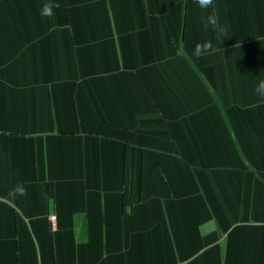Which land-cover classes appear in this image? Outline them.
I'll return each instance as SVG.
<instances>
[{
  "label": "crops",
  "instance_id": "obj_1",
  "mask_svg": "<svg viewBox=\"0 0 264 264\" xmlns=\"http://www.w3.org/2000/svg\"><path fill=\"white\" fill-rule=\"evenodd\" d=\"M44 3L0 0V264H264V0L222 42L194 0Z\"/></svg>",
  "mask_w": 264,
  "mask_h": 264
},
{
  "label": "clouds",
  "instance_id": "obj_2",
  "mask_svg": "<svg viewBox=\"0 0 264 264\" xmlns=\"http://www.w3.org/2000/svg\"><path fill=\"white\" fill-rule=\"evenodd\" d=\"M194 3L206 12V14H203L200 17V23L203 30L211 31L215 34V39L222 42L228 36L229 28L227 24L220 21V17L216 12V0H194ZM60 6L59 0H45V3L40 9V15L42 17H52L55 15V9ZM208 9H211V11H207ZM216 50L217 49L214 47L212 40H205L195 45L192 54L195 57H201L205 54L215 52ZM254 92L264 100V79L259 80L255 84ZM26 194L27 190L22 184L15 185L12 193H10V195L14 196H24Z\"/></svg>",
  "mask_w": 264,
  "mask_h": 264
},
{
  "label": "trees",
  "instance_id": "obj_3",
  "mask_svg": "<svg viewBox=\"0 0 264 264\" xmlns=\"http://www.w3.org/2000/svg\"><path fill=\"white\" fill-rule=\"evenodd\" d=\"M126 167H127V165H126ZM126 174H127V177H126ZM132 173H128V170L127 169H125V177H126V180H125V183H126V189H125V202H126V199L128 200L129 198H130V194H131V191H132V187H131V185H133V180L132 181H130V179L128 180V177H130V176H133V175H131ZM130 183H132L131 185H130Z\"/></svg>",
  "mask_w": 264,
  "mask_h": 264
},
{
  "label": "built area",
  "instance_id": "obj_4",
  "mask_svg": "<svg viewBox=\"0 0 264 264\" xmlns=\"http://www.w3.org/2000/svg\"><path fill=\"white\" fill-rule=\"evenodd\" d=\"M52 218L54 219L55 217L53 216Z\"/></svg>",
  "mask_w": 264,
  "mask_h": 264
}]
</instances>
